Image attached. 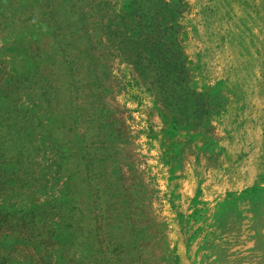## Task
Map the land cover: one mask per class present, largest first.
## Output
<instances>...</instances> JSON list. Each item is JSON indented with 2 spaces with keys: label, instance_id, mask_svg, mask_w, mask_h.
I'll use <instances>...</instances> for the list:
<instances>
[{
  "label": "rangeland",
  "instance_id": "rangeland-1",
  "mask_svg": "<svg viewBox=\"0 0 264 264\" xmlns=\"http://www.w3.org/2000/svg\"><path fill=\"white\" fill-rule=\"evenodd\" d=\"M0 264H264V0H0Z\"/></svg>",
  "mask_w": 264,
  "mask_h": 264
}]
</instances>
